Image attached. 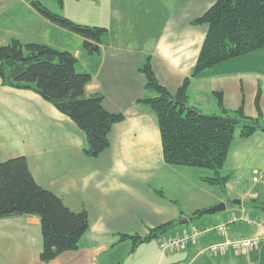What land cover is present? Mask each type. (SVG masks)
I'll return each mask as SVG.
<instances>
[{
    "label": "crops",
    "instance_id": "1",
    "mask_svg": "<svg viewBox=\"0 0 264 264\" xmlns=\"http://www.w3.org/2000/svg\"><path fill=\"white\" fill-rule=\"evenodd\" d=\"M214 1L101 0L87 6L83 4L96 0H62L64 16L107 29L99 51L88 53L81 36L47 20L28 0H0V44L26 39L71 52L77 59L76 71L91 75L85 93L101 92L103 107L123 115L111 127L109 147L90 157L83 151L85 133L67 115L34 91L4 85L0 78V162L24 156L37 184L71 210L85 209L89 220L76 249L43 262L39 217L0 218V264H264V239L250 251H228L214 260L204 255L213 242L252 236L257 227L245 222L243 229L232 228L237 222L225 235L213 232L206 240L176 250L161 249L155 238L130 251L131 240L119 238L120 234L144 236L150 228L174 221L160 236L171 237L197 229V224L216 225L229 216L223 215L229 209L223 193L208 190L212 185L204 180L208 175L198 167L164 162L155 113L148 104L137 102L156 95L145 89V75L138 70L147 56L157 80L170 92L189 77L207 31L205 24L192 21ZM259 87V118L264 125V46L192 77L187 103L204 114H220L219 93L227 111L232 113L242 104L244 114L255 118ZM220 175L227 177L224 189L251 184L250 190L230 201L232 214L247 212L245 199H255L252 216H264L258 211L264 212V207L255 204L264 205L260 189H264V129L248 137L235 135ZM221 202L226 206L218 211L220 215L213 213L209 220L203 219L204 214L193 216ZM184 218L189 221L179 224Z\"/></svg>",
    "mask_w": 264,
    "mask_h": 264
},
{
    "label": "trees",
    "instance_id": "2",
    "mask_svg": "<svg viewBox=\"0 0 264 264\" xmlns=\"http://www.w3.org/2000/svg\"><path fill=\"white\" fill-rule=\"evenodd\" d=\"M28 1L50 22L81 36L86 52L99 51L105 27L77 23L38 0ZM56 2L62 5V0ZM192 22L205 24L207 31L189 77L172 93L159 83L147 56L138 70L145 75V89L156 95L137 102L148 104L155 113L165 163L208 169L212 175L204 180L224 187L227 177L221 176L220 170L235 135L248 137L264 129L259 118L260 87L255 96L258 112L255 118L244 114L242 104L232 113L227 111L219 93L217 104L221 113L204 114L187 103V87L202 70L264 46V0H215ZM76 62L71 52L44 43L11 39L0 44L2 83L32 90L67 115L85 133L84 153L97 157L109 147L111 127L123 115L103 107L101 92L85 93L91 75L77 72ZM17 215L39 217L42 236L39 258L43 262L76 249L89 228L87 211L71 210L60 197L37 184L24 156L0 162V218ZM174 225V221H169L150 228L144 236L120 234L119 238L130 239L133 251L138 244L159 238Z\"/></svg>",
    "mask_w": 264,
    "mask_h": 264
},
{
    "label": "built area",
    "instance_id": "3",
    "mask_svg": "<svg viewBox=\"0 0 264 264\" xmlns=\"http://www.w3.org/2000/svg\"><path fill=\"white\" fill-rule=\"evenodd\" d=\"M257 177L252 180L256 181ZM256 195V194H255ZM237 222H245L257 227L256 232L252 236H244L240 238H225L220 241L211 243L207 250L211 253H224L227 251H243L257 247L259 242L264 239V216H250L247 212L229 215L226 219L220 221L216 225L208 226L203 229H191L183 231L175 236L160 237L159 247L163 250L182 249L196 241L200 236L208 232L225 235L231 225Z\"/></svg>",
    "mask_w": 264,
    "mask_h": 264
},
{
    "label": "rangeland",
    "instance_id": "4",
    "mask_svg": "<svg viewBox=\"0 0 264 264\" xmlns=\"http://www.w3.org/2000/svg\"><path fill=\"white\" fill-rule=\"evenodd\" d=\"M38 1H40L42 4H44L46 7H48L49 9H51V10H53V11H61V9H62V5L60 6V4L59 3H57L56 2V0H38ZM82 3V2H81ZM83 3H88V2H83ZM89 3H91V2H89ZM100 3H102L101 2V0H96V2H94L93 4H83V5H90V6H93V5H99ZM62 4H63V2H62ZM11 7H21V6H19V4H16V6H14L13 4L11 5ZM90 9H96V7H89ZM39 38V40H46V39H42V37H38ZM8 42H10V41H7V43ZM23 42H28V41H26V39H23ZM43 42H45V41H43ZM3 44H6V43H3ZM59 50V49H58ZM199 171H203V174H204V176L205 175H208V176H211L212 174H211V172H210V170H208V169H205V168H197ZM255 176L256 177H258V175L257 174H255ZM234 183H235V181H233ZM233 182H230V184H233ZM250 186H251V184L250 185H244V187L241 189V188H238V189H236L235 187L233 188V189H231V190H229V189H224V187H220L219 185H216V184H212V185H208V187H211L210 189H208L209 191H211L214 195L215 194H222L223 193V197H224V199L226 200V202L229 204L228 205V210H226V213H224L223 215L224 216H226V214H232L233 212H231V210H230V208L232 207V206H230V201L231 200H233L234 198H238V197H240L241 196V192H244V191H248V190H250ZM258 184H256L255 185V188H258ZM259 189V188H258ZM262 191L264 190L263 188H260ZM263 195H264V191H263ZM245 203V207H246V210H247V212L249 213V215L250 216H252L253 215V211H252V209H251V207H252V205H254V203L251 201V200H249V199H245V201H244ZM255 204H257L258 206H263L264 207V205L263 204H261V203H255ZM203 210V209H202ZM201 210V211H202ZM258 211H260L262 214H264V212L262 211V209H260V210H258ZM222 212V211H221ZM224 212V211H223ZM252 213V214H251ZM211 215H214V214H204L203 215V219H212V216ZM215 215H220L219 214V212H215ZM205 224H209V223H205ZM197 227H195V228H197V229H203V228H206V227H208V226H205V225H199V224H197L196 225ZM212 226V225H211ZM246 227V224H244V223H242V222H239V223H237V224H235V226L233 227L232 226V228H239V229H243V228H245ZM210 235H214L213 234V232H208V233H205L204 235H202V236H200L198 239H208L209 237H210ZM160 238V237H159ZM159 238H156V239H158L159 240ZM158 243H159V241H158ZM251 250V248L249 249V251ZM230 251H232V250H230ZM233 252H235L236 254H237V252H239V251H233ZM241 252V251H240ZM225 253V252H224ZM226 253H228V251L226 252ZM222 253H211V252H209L208 250H205L204 251V255L205 256H207V257H209V258H211V259H213L214 260V258L215 257H219V255H221Z\"/></svg>",
    "mask_w": 264,
    "mask_h": 264
},
{
    "label": "water",
    "instance_id": "5",
    "mask_svg": "<svg viewBox=\"0 0 264 264\" xmlns=\"http://www.w3.org/2000/svg\"><path fill=\"white\" fill-rule=\"evenodd\" d=\"M225 206L226 204L224 202H221L217 205H214L213 207H209L207 209H204L202 211H200L198 213V215H202V214H213L215 212H218V211H222L225 209ZM189 221V219L187 218H184V219H180L179 220V224H184V223H187Z\"/></svg>",
    "mask_w": 264,
    "mask_h": 264
}]
</instances>
